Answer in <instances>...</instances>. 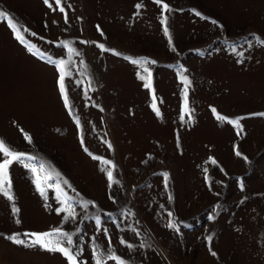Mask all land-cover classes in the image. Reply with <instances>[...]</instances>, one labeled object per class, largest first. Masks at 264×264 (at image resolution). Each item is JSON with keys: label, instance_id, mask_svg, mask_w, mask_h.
Instances as JSON below:
<instances>
[{"label": "rangeland", "instance_id": "1", "mask_svg": "<svg viewBox=\"0 0 264 264\" xmlns=\"http://www.w3.org/2000/svg\"><path fill=\"white\" fill-rule=\"evenodd\" d=\"M162 3L169 36L155 0H0L24 40L0 18V141L59 173L48 184L76 214L65 220L55 187L42 183V196L13 162V200L0 193V264H68L8 239L56 228L72 234L80 264H94L93 244L107 253L109 239L126 264H264V0ZM133 59L155 61L151 89ZM181 74L191 121L180 119Z\"/></svg>", "mask_w": 264, "mask_h": 264}, {"label": "snow or ice", "instance_id": "2", "mask_svg": "<svg viewBox=\"0 0 264 264\" xmlns=\"http://www.w3.org/2000/svg\"><path fill=\"white\" fill-rule=\"evenodd\" d=\"M157 4L162 5V18H161V24L164 26L163 31L165 36H169L168 32V27H167V17L163 15V12H166L169 10V6L166 3H162V0H155ZM45 4L49 3V0H44ZM56 4H60V0H56ZM136 7L139 9L140 5L137 4ZM61 12H64L63 7H60L59 9ZM197 15H200L197 13ZM0 18H6L7 19V24L8 27L12 30L15 38L20 41L21 43H24V40L21 36V31L20 28L17 26L16 23H14L13 19L11 17H8L6 13L0 12ZM215 23V21H213ZM24 31H27V29H24ZM259 42L264 43V41H260L259 38H256ZM169 43H171V39L169 37ZM64 46L68 48V52L70 54H78L75 53V50L72 49L71 47H68L67 42H64ZM99 47L103 48V45H99ZM29 51H32V47H29ZM235 48H233V52H235ZM35 54V53H34ZM238 55H243V53H238ZM127 59V58H126ZM133 64L137 65L140 71L137 72V77L141 81L144 82V87L151 89V71L147 65L149 64H154L155 61H150L147 59L143 60H135L133 59L131 61ZM56 66L59 71V90L61 93V96L64 99V104L65 107L68 108V98L65 94V76L67 73L64 71L63 66L65 65V61L60 60L56 61ZM81 64H83V61H81ZM181 82L184 84V89L182 91V107H181V116L180 119L183 121L185 115H188L189 121H191V115H190V109H188V100H187V95H188V87L190 86V81L187 76L181 74L180 76ZM153 111L156 113L157 116L160 115L159 110L157 109L156 103H155V96L153 94V104H152ZM215 109H213V112L215 113ZM218 120H223L225 119L222 116H217ZM229 123L236 124L238 126V121H229ZM26 139H28L26 137ZM81 144L83 146V141H81ZM111 147V145H109ZM85 151L87 149L85 148ZM0 154L3 155L4 159L0 161V193L3 194L9 201L13 200V196L11 195V183L7 179L8 176V166L11 165L13 162H21L24 163V166L26 168H29V170L33 173L34 176V183L36 184L37 190L40 192V194L43 196L44 195V189L42 188V183L43 184H48L49 181L51 180H59L60 179V174L59 173H54L52 170H46V166L43 163H40L38 166L35 164H29L26 163L25 161H32L35 158L32 156H26L24 153L16 152L11 150L9 147L6 146V144L3 141H0ZM236 155L239 156L240 152L237 151ZM93 159H99L98 157H92ZM103 163L105 165H109L111 162L104 160ZM215 163V161H213ZM102 172L106 173L107 180L109 182V187L112 186L113 183H118V181L114 180L113 177V170L112 168H101ZM206 171V170H205ZM165 179L167 178V174H164ZM62 184L67 185L68 181L63 180L61 181ZM49 187H55V190L60 193V195L63 196V199H60V196L57 197V199L60 201L62 207L57 209L58 213L63 212L66 213L64 216L65 220H75L76 219V214L73 209V201L72 198L69 197L66 193L63 192V189L61 188L60 184L57 183L55 185L53 184H48ZM92 203L91 201H84L80 206L83 208H87V206ZM18 209L13 207V212H17ZM171 216V213L168 214ZM211 219V217H210ZM95 224L99 228L101 221L99 217L95 218ZM168 227L172 228L174 227L173 222L170 220L168 223ZM104 234L107 236V229H104ZM28 237V241L26 243L25 240L19 239L17 236H11L8 237V239L12 240L13 243L18 244V245H24L26 247H39L42 250L45 251H50V252H59L61 253L66 260L68 261V264H80L78 261L77 257L79 256V248L74 246V241H73V236L72 234H69L68 232L62 231L60 228L53 229L50 232H43V233H30L26 234ZM208 239H211V237H208ZM121 244H126V241L124 239H121L120 241ZM129 248H132V245H127ZM143 246V245H141ZM213 256L216 254L213 252ZM92 256L94 260V264H105L106 260H111L114 261L115 264H126V262L119 256L115 255L111 251V240L109 239V248L107 253H103L100 251L99 246L93 244V251H92Z\"/></svg>", "mask_w": 264, "mask_h": 264}]
</instances>
